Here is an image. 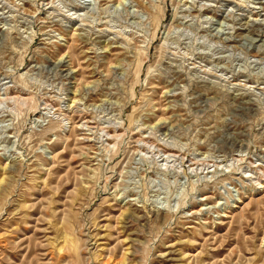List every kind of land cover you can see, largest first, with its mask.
I'll return each mask as SVG.
<instances>
[{
	"label": "rangeland",
	"instance_id": "1",
	"mask_svg": "<svg viewBox=\"0 0 264 264\" xmlns=\"http://www.w3.org/2000/svg\"><path fill=\"white\" fill-rule=\"evenodd\" d=\"M0 264H264V0H0Z\"/></svg>",
	"mask_w": 264,
	"mask_h": 264
}]
</instances>
